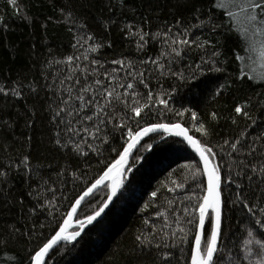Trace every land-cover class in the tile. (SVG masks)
<instances>
[{
  "label": "trees",
  "instance_id": "1",
  "mask_svg": "<svg viewBox=\"0 0 264 264\" xmlns=\"http://www.w3.org/2000/svg\"><path fill=\"white\" fill-rule=\"evenodd\" d=\"M220 2L0 0V88L7 92H0V264H30L29 256L59 229L75 200L119 157L127 127L136 130L137 122H178L213 148L221 175L224 264H250L244 241L249 230L262 231L255 219L264 220L259 211L264 178L251 171V165L264 166V35L255 30L264 24L253 25L240 12L235 5L243 0H223L224 7H218ZM169 29V36L180 31L195 41L180 57L168 55L164 33ZM181 71L196 77L181 80L176 75ZM128 83L132 89L121 86ZM105 89L113 96L107 115L97 118L99 109L90 101L95 96L103 107ZM69 94L72 114L54 118ZM135 107L143 109L140 117L134 116ZM69 121L79 135L66 130ZM96 124L100 131L93 139ZM201 124L207 135L198 131ZM251 147L256 151L249 155ZM204 188L199 163L187 147L152 136L132 156L124 185L104 217L76 241L58 247L46 264H190L197 228L186 221H198L192 210ZM108 191L104 186L90 197L76 222L92 215ZM238 194L256 208L255 216L236 202ZM177 217L187 234L183 242ZM141 233L151 243L141 245L136 240Z\"/></svg>",
  "mask_w": 264,
  "mask_h": 264
},
{
  "label": "snow or ice",
  "instance_id": "2",
  "mask_svg": "<svg viewBox=\"0 0 264 264\" xmlns=\"http://www.w3.org/2000/svg\"><path fill=\"white\" fill-rule=\"evenodd\" d=\"M218 7H224L223 0L217 4ZM239 8L240 12L245 13L247 19L255 25L256 23L264 24V2L261 0H243L240 4L235 5ZM259 10V15L262 17L260 21L257 20V15ZM228 15L230 17H234L236 14L229 11ZM256 32H259L261 35H264V29L256 28ZM171 32V29L168 32L164 33V38L167 40L169 45L171 46V51L168 55L175 57H180L185 46H191L192 43L195 41H191L187 38V35L178 31L176 34L169 36L168 33ZM87 39L91 40L92 37H87ZM144 37L141 36V40ZM261 59L264 60V46H262L260 50ZM71 60V58H69ZM113 63H118L123 66V61H114ZM171 63V61H169ZM264 67V64L261 65ZM160 68L163 70L164 65L161 64ZM197 69L200 70V73L203 74V69L200 65L196 66ZM215 71H220L219 68H215ZM138 75H143L142 73ZM181 80L187 81L192 80L196 77V73L194 72L192 76L185 77L184 73L181 71L176 73ZM251 79V77H249ZM114 79V77H113ZM97 85H101V81L99 79L96 80ZM122 87H126L127 89H132L133 84L128 83L126 85H121ZM197 86L198 85H194ZM99 91V90H96ZM0 92H5L4 88H0ZM219 94V93H218ZM113 96V91H108L107 89L104 90L101 98L105 99L107 103L102 107L95 96L91 99L90 103L95 105L96 108L99 109L98 112L95 113L96 117L98 118L101 114L107 115L106 108L108 104H110V98ZM149 99L151 96L149 95ZM77 100L82 101L84 104H88L89 101H85L82 95H77ZM71 101V95L69 94V98L67 100H63L62 103L64 107H59L58 110L55 112V117L58 118L61 116V113H68L71 115V111L68 109V104ZM159 104L163 105L165 108L168 107V103L166 100L161 99ZM148 107V105H145ZM143 109L141 107H135L133 109L134 116L140 117ZM235 112L240 114L242 113L241 107H236ZM176 115H184V112L177 111ZM213 118L216 117V113H212ZM191 118L193 121L196 120L197 114L192 112ZM87 121H92L93 116H87ZM120 127H127L124 124H121ZM96 132L92 133V138L96 139L97 134L100 131V125H95ZM66 130L71 132L74 135H79V129L71 128V121H69L68 125L66 126ZM84 132H88V128L83 129ZM198 131L204 132L205 135L207 133L204 130V126L201 124ZM158 133H166L170 136L182 137L183 141L187 143V146L190 147L196 155L199 156V160L203 164L202 168V175L206 176V187L203 189L204 195L199 197V201L195 208H193V213L198 212V221L196 218L193 217L192 219L187 220L188 224H193L195 222V226L198 229L194 235V246L190 249V264H224V246L221 245V238H222V204H221V193H220V186H221V175L218 166L214 162V157L216 153L213 151L211 146H206L204 143L201 142L200 139L194 138L192 135H189V131L186 127H183L180 123H155L147 126H140L139 122H137L136 130H133L131 127H127V140L125 141V145L123 147L122 153L119 154V160L116 161L111 167L107 169L98 179L95 180L94 183L91 184L86 190L83 191V194L79 196L78 199L75 200V204L71 208V212L68 213L67 219L63 221V224L59 226V230L55 231L53 235L46 239L37 249H35L32 254L29 256L30 264H46V258H49V253L53 250V248L58 245L61 241L65 242H74L78 236H80L81 231L86 227V225H90L93 221L97 220L98 217L104 213L105 209L109 207L112 203L113 198L117 195L119 190L123 187V169L125 167L126 162L128 159L133 155V150L137 148L138 145L141 144V141L144 140L145 137H148L150 134H158ZM59 135V133H57ZM102 142H107L106 138ZM57 143H60L57 140ZM239 141H236L235 144L232 145L233 148L236 147ZM147 148L151 149L152 145L147 144ZM74 150L79 152L81 151L79 144H74ZM256 149L251 147L250 152L248 153L251 155L255 152ZM251 171L253 174L259 172L260 176L264 178V166H260L257 168L255 165H251ZM195 177H193L194 179ZM252 177L249 176L248 179ZM175 183V182H173ZM101 186H105L109 189L107 193V199L103 202V204L92 214L87 216L83 220H79L76 227L77 231L72 232L71 234H66L67 230L75 216L77 209L80 207L81 203L85 200V198L90 197L93 195L95 190L100 188ZM239 187V185H238ZM172 189H170L171 191ZM195 195V193H194ZM152 197L156 198L157 193L153 192ZM191 199V197H190ZM242 208L247 209L248 214L255 216L256 215V208L250 206L247 202V198L242 196L241 194L237 195V201ZM235 203V202H234ZM147 207V205L145 206ZM260 214L264 215V206L259 208ZM187 213V209H185ZM214 213V217L211 215ZM206 220L208 224V230L206 231ZM146 223H148L146 221ZM178 225V232L182 235L180 236L181 241H185L187 239V234L185 228L179 226V217H177L176 221ZM255 225L258 226L261 232H258L254 235L253 231L249 230L247 232V236L249 239L244 241V249H245V259L253 255V246L256 247L255 255L259 257L256 261V264H264V220L262 219H255ZM150 235H155V233H150ZM175 237L176 233L172 234ZM259 236V238H257ZM136 240L141 244L144 245L145 243H151L150 240L141 233L136 237ZM169 245L165 244L164 247H168ZM155 247L160 248L161 245L157 243ZM221 253V255H217ZM164 260L169 259L168 253H163ZM233 264H238L237 261H233Z\"/></svg>",
  "mask_w": 264,
  "mask_h": 264
},
{
  "label": "water",
  "instance_id": "3",
  "mask_svg": "<svg viewBox=\"0 0 264 264\" xmlns=\"http://www.w3.org/2000/svg\"><path fill=\"white\" fill-rule=\"evenodd\" d=\"M159 135H163V136H165L166 138H174V139H176V140H178V141H180L183 145H185L186 147H187V149L190 151V153L194 156V158L197 160V162L199 163V166H200V169H201V171H202V168H203V164H202V162L199 160V156L198 155H196V153L190 148V147H188L187 146V143L185 142V141H183V138L182 137H176V136H170V135H168V134H166V133H158V134H150L148 137H145L144 138V140H142L141 141V144L140 145H138L137 146V148L136 149H134L133 150V155H134V153L137 151V149L148 139V138H150V137H152V136H159ZM190 135V134H189ZM126 146V145H125ZM123 151V150H122ZM122 153V152H121ZM132 155V156H133ZM132 156L128 159V161L126 162V164H125V167H124V169H123V172H124V175H123V181H124V178H125V175H126V173H127V169H128V166H129V163H130V160H131V158H132ZM117 160H119V157L109 166V167H111L113 164H115L116 163V161ZM108 167V168H109ZM107 168V169H108ZM107 169L105 170V171H107ZM104 171V172H105ZM103 175V174H102ZM203 178H204V182H205V187H206V176H204L203 175ZM104 186H101L100 188H98L97 190H95V192L93 193V195L96 193V192H98L100 189H102ZM121 190V189H120ZM120 190H119V192H120ZM119 192L117 193V195L113 198V200H112V203L109 205V207L107 208V209H105V211H104V213H102L101 214V216L100 217H98L97 218V220H95V221H93V223L92 224H90V225H86V227L81 231V234H80V236L89 228V227H91V226H93L94 224H96L98 221H100L103 217H104V215L106 214V212L109 210V208L112 206V204L114 203V201L117 199V197H118V195H119ZM92 195V196H93ZM92 196H90V197H92ZM90 197H87V198H85V200L81 203V205H80V207L77 209V212H76V214H75V216L73 217V220H72V222H71V224H70V226H69V228H68V230H67V233L66 234H70L69 233V231L71 230V228H72V225H73V223L75 222V220H76V218H77V215H78V213H79V211H80V209H81V207L83 206V204L90 198ZM75 204V202L73 203V205ZM221 204H222V199H221ZM72 205V206H73ZM72 206H71V208H72ZM71 208L69 209V211H68V213H70L71 212ZM68 213H67V215H66V217H65V219H67V216H68ZM211 215L214 217V213H211ZM64 219V220H65ZM63 220V221H64ZM62 224H63V222H62ZM61 224V225H62ZM59 230V229H58ZM57 230V231H58ZM198 230V229H197ZM80 236H78L77 238H76V240L80 237ZM75 240V241H76ZM70 243H72V242H70ZM66 244H69V242H65V241H61L58 245H56L54 248H53V250L49 253V257H50V255L58 248V247H60L61 245H66ZM193 246H194V244H193ZM47 261H48V258H46V263H47Z\"/></svg>",
  "mask_w": 264,
  "mask_h": 264
},
{
  "label": "rangeland",
  "instance_id": "4",
  "mask_svg": "<svg viewBox=\"0 0 264 264\" xmlns=\"http://www.w3.org/2000/svg\"><path fill=\"white\" fill-rule=\"evenodd\" d=\"M134 154H135V153H134ZM108 190H109V189H108ZM77 223H78V222H76V220H75V222H74L73 225H72L71 230L69 231L70 234H71L72 232L77 231V230H76V229H77V227H76ZM255 252H256V247L253 246V255L249 257L250 264H256V261L259 259V257H258L257 255H255Z\"/></svg>",
  "mask_w": 264,
  "mask_h": 264
}]
</instances>
